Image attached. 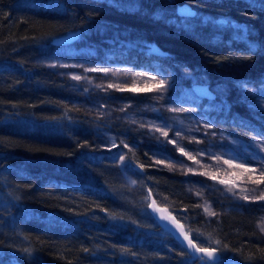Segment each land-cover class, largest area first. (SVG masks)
<instances>
[{"label":"trees","instance_id":"1","mask_svg":"<svg viewBox=\"0 0 264 264\" xmlns=\"http://www.w3.org/2000/svg\"><path fill=\"white\" fill-rule=\"evenodd\" d=\"M185 4L193 17L178 14ZM75 21L83 36L53 45L73 32L61 29ZM85 29L105 33L88 51L92 61L136 67L138 79L163 69L188 76L185 92H172L174 107L197 108V116L228 135L264 137L261 0H0V264H213L158 223L149 209L153 201L224 264H264L258 227L264 200H246L237 188L203 203L186 187L197 177L156 163L157 152L179 153L169 137L148 141V132L112 113L86 114L75 104L83 99L75 84L37 63L45 54L82 48ZM153 44L168 55L149 53ZM193 77L233 90L203 99L191 90ZM235 86L253 87L260 106ZM83 93L99 103L119 98L91 88ZM168 111L160 109V117L178 116ZM107 134L124 140L110 144Z\"/></svg>","mask_w":264,"mask_h":264},{"label":"rangeland","instance_id":"2","mask_svg":"<svg viewBox=\"0 0 264 264\" xmlns=\"http://www.w3.org/2000/svg\"><path fill=\"white\" fill-rule=\"evenodd\" d=\"M83 8L85 7H82L81 11L85 12L86 9ZM89 10L87 9L86 12ZM77 23L79 21H75V24L73 23L68 26L64 25L61 30L70 28L69 30L75 32V28H77L76 31H80L79 36L82 37L83 29L78 28ZM85 30L88 37L82 42L84 45L82 48L73 49L67 47L64 48V51H60L54 56L45 54L37 61L41 66L46 65L56 68L63 76L68 77L75 84V95L83 98L82 100H75L76 106L81 111L93 116H97V114L101 115L105 112L112 113L111 116L114 119L122 120L124 123L131 125L139 133L148 132L146 136L152 138L148 139V141L152 142L159 141L164 143L166 139L160 132L155 131L153 126L168 131V137L170 140L176 141V144L173 145L179 153L173 156L166 152H157L154 155V159L155 161H162V163H159L161 167L170 169L167 165L171 164L173 166L171 169L197 177L196 180L187 182L186 187L192 195L201 199L203 203L209 204L211 196L214 197L213 195L217 196V198H223L225 195H229L227 193L224 194V192L234 194L238 192L237 188L246 191L248 199L261 200L258 197L264 194V183L257 184L251 182L249 177H253L254 180L259 179V173L264 170V151H261L260 147H258L264 146V137H260L254 133L246 134L245 138L234 137L224 133L222 128H216L204 114L202 117L197 116L196 114L201 115L197 108L191 105L188 107H174L172 105V100L174 99L172 98V92L178 91L184 93L185 89L182 88V82L189 79L188 76L172 74L163 69L165 72L161 71L160 73L146 71L153 78L138 79L135 73L141 69H137L136 67L118 63L115 60L113 62H108L107 59L99 60L98 62L92 61L89 58L91 54L88 51L94 48V44L98 43V39L105 37V33L97 32V34L93 35V31L89 32V30ZM95 48H98V46H95ZM33 64H35L34 61ZM90 69H107L108 71H99V73L95 71V74ZM73 76H80L81 79L75 80ZM160 81L164 83L160 84ZM189 82L191 90L196 83L209 84L216 95L223 96L224 98L229 96L233 90L229 84L226 86L216 81L214 84H210L208 80L193 77V81ZM109 85H112V87H109ZM88 87L95 92L99 91L103 94L112 95V93L117 92L119 98L105 103L92 101L94 100L93 97L83 93L85 88L89 89ZM119 88L130 90L120 91L118 90ZM235 88L240 89L242 97L248 98L249 103L252 102L254 105L260 106L261 101L258 103V99L255 96L256 90L253 87L235 86ZM260 89L264 92V87ZM157 90H159V93H156ZM188 103L190 104V102ZM136 105L139 112L127 115V113H133L130 112V109ZM164 107L168 108V113L173 114L172 116H178L175 118L170 116V120L167 121L161 118L159 110H163ZM170 109H177V111H171ZM180 109H187V111H180ZM170 113L169 115H171ZM107 135L110 144L124 140L119 135ZM177 145L182 146L185 151L194 155L198 163L183 155L178 150ZM217 157H220V159L217 160ZM233 157H236V159L232 160ZM225 160H232L234 165L243 163L246 168L255 169V172H245L242 168L229 167L228 164L224 163ZM189 168L195 171H187ZM205 171L209 175L201 174ZM210 175L216 178L211 179L209 178ZM122 180L128 185L130 184L126 176H123ZM220 180H225L226 183L221 184ZM232 210L239 211L236 208ZM261 225H264V213L258 224L259 229Z\"/></svg>","mask_w":264,"mask_h":264},{"label":"water","instance_id":"3","mask_svg":"<svg viewBox=\"0 0 264 264\" xmlns=\"http://www.w3.org/2000/svg\"><path fill=\"white\" fill-rule=\"evenodd\" d=\"M179 14L181 16L185 17H193L195 15V11L191 9L189 6H182L179 8ZM80 31L78 33L71 32L67 33L65 35L57 36L53 39V45L55 46H64L67 44H70L74 42L79 35ZM148 51L156 56H166L168 55V52L164 51L160 46L153 44ZM192 90L195 95L198 97H201L203 99L208 100H214L217 95L212 91L211 86L209 84H203V83H196L193 85ZM163 209L164 211H157L156 209ZM150 211L154 218L159 222L160 225H162L166 230L171 232L174 237L187 249H189L193 253H200L196 252L195 249L189 245V239L193 242V240L186 234L185 228L182 225V223L173 215L171 212H169L164 207H161L155 203L153 205V202L150 204ZM187 235V239L185 236ZM194 244V242H193ZM210 251V250H209ZM215 254V252H214Z\"/></svg>","mask_w":264,"mask_h":264},{"label":"snow or ice","instance_id":"4","mask_svg":"<svg viewBox=\"0 0 264 264\" xmlns=\"http://www.w3.org/2000/svg\"><path fill=\"white\" fill-rule=\"evenodd\" d=\"M261 6L264 7V0H261ZM90 71H103V72H107L108 70H107V69H90ZM137 75H139V74H137ZM73 79H75V80H80L81 77H80V76H73ZM163 83H164L163 81H160V84H163ZM109 87H112V85H109ZM133 87H135V85H133ZM118 90H120V91H125V90H130V89L119 88ZM170 110H171V111H177V109H170ZM180 111H187V109H180ZM142 126H143V125H142ZM153 128H154L155 131L160 132L161 135H162L163 137H165V138L168 137V131L163 130L162 128H160V127H156V126H153ZM177 135H179V133H177ZM168 142H169V143H172V144H174V145L176 144V141H175V140H168ZM124 146L127 147V145H124ZM177 147H178V150H179L183 155L187 156L188 159L193 160L194 162H197V163H198V161H196V157H195L194 155H191L189 152L185 151V149H184L182 146H178V145H177ZM258 147H260V150H261V151H264V146H258ZM219 159H220V157H217V160H219ZM234 159H236V157H233V158H232V160H234ZM232 160H225L224 163H225V164H228L229 167L242 168V169H244L245 172H249V171L255 172V169L246 168V167L244 166L243 163H241V164H235V165H234V164L232 163ZM156 163L159 164V163H162V161H161V160H157ZM167 167H169V168L171 169L173 166H172L171 164H169V165H167ZM187 171H189V172H194L195 170L189 168V169H187ZM201 174H203V175H209V173H208L207 171H205L204 173H201ZM209 178H211V179H215L216 177L213 176V175H210ZM249 180H250L251 182H254V183H257V184H259V183H264V170H262V171L259 173V179H255V180H254L253 177L250 176V177H249ZM219 182H220L221 184L226 183L225 180H220ZM243 198L246 199V200L248 199L247 196H245V197H243ZM258 199H262V200H264V194H262L260 197H258ZM153 205H155V201H153ZM156 210H157V211H164L163 209H159V208H157ZM205 211L208 212L209 215H213V216L215 215V213H214V212H211L210 209H209L208 207L205 208ZM114 218H115V217H114ZM260 229H261L262 232H264V225H261V226H260ZM185 238H186V239L188 238L187 235L185 236ZM217 243H219V241H217ZM189 245H191V246L195 249L196 252L203 253L204 256L207 257V260L212 261L213 264H224V259H223L222 257H220V256H216V255L214 254V252H213V251H209L208 248L197 247L195 244H193V242H192L190 239H189Z\"/></svg>","mask_w":264,"mask_h":264},{"label":"bare ground","instance_id":"5","mask_svg":"<svg viewBox=\"0 0 264 264\" xmlns=\"http://www.w3.org/2000/svg\"><path fill=\"white\" fill-rule=\"evenodd\" d=\"M183 6H189V5H187V4H185V5H183ZM180 7H182V6H180ZM179 7V8H180ZM190 7V6H189ZM179 8H178V14H179ZM180 15V14H179ZM181 16V15H180ZM183 17H185V16H183ZM150 53V52H149ZM159 223V222H158ZM168 231V230H167ZM171 233V232H170ZM172 234V233H171ZM173 235V234H172ZM174 236V235H173Z\"/></svg>","mask_w":264,"mask_h":264}]
</instances>
